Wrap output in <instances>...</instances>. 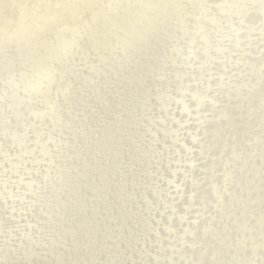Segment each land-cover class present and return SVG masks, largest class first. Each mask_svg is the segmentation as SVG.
Segmentation results:
<instances>
[{"label":"rangeland","instance_id":"rangeland-1","mask_svg":"<svg viewBox=\"0 0 264 264\" xmlns=\"http://www.w3.org/2000/svg\"><path fill=\"white\" fill-rule=\"evenodd\" d=\"M86 1L0 73V264H264V0Z\"/></svg>","mask_w":264,"mask_h":264},{"label":"bare ground","instance_id":"bare-ground-1","mask_svg":"<svg viewBox=\"0 0 264 264\" xmlns=\"http://www.w3.org/2000/svg\"><path fill=\"white\" fill-rule=\"evenodd\" d=\"M40 1H42V0H33V5H27V6H24L23 5V1L22 0H14V1H10V3H6V1L5 0H0V73L1 74H4V71H7V72H9L10 74L13 72V70L15 69V65H16V63L18 62V64H22V63H24L25 61H27V55L29 56V55H33V56H35V57H39L40 55H43V54H45L46 53V51L47 50H45V48H44V46H45V44L47 43L46 42V40H48L47 39V37H45V35H44V30H43V27H44V24H45V21H46V18L48 19V17L50 18L51 17V19L48 21L49 22V24L50 25H54V24H58V25H61V24H64L66 21H63L64 20V18H62V19H60L59 18V21L57 22V20H58V17L57 16H55V14H53V16H52V13H53V10L54 9H56V12L57 13H59L58 11L60 10H63L65 7H66V4H65V2H66V0H63V1H65V2H61V4H60V6H57V8H55L54 6H53V3L51 2V0H46L45 2H46V4H47V7H41L40 9H36L35 7V4H38L37 2H40ZM116 1V0H115ZM256 1V0H255ZM263 1V0H262ZM9 2V1H8ZM88 2L89 3H93V4H95L97 1L96 0H87L86 1V4H88ZM113 2V1H112ZM67 3V2H66ZM132 4H134V2H132ZM89 5H91V4H88V6ZM259 5H261V3L259 4ZM33 6V7H32ZM114 7H115V2H114ZM108 8V7H107ZM263 9V8H262ZM263 12V11H262ZM98 13V10L95 12V14H97ZM260 13V12H259ZM93 15H95L94 14V12L92 13ZM236 14V13H235ZM239 14V13H238ZM237 14V15H238ZM240 14H243V13H241L240 12ZM244 14H245V12H244ZM68 16H70V17H72V19L73 20H75V19H77V18H79V17H75L74 15H73V13L72 12H68V14H67ZM111 15V14H110ZM109 15V16H110ZM29 17H31L30 19L31 20H28L27 21V18L29 19ZM111 17V16H110ZM235 17V16H234ZM240 17V16H239ZM242 17H243V15H242ZM235 19H238L237 17H235ZM235 19H233L232 20V22H236L235 21ZM240 19V18H239ZM238 19V20H239ZM144 20V19H143ZM149 20H151V18H149ZM262 20H264V19H262ZM147 21V20H146ZM240 21V20H239ZM57 22V23H56ZM70 22V21H69ZM72 22V21H71ZM149 22V23H148ZM147 23L150 25V21H148ZM262 22H264V21H262ZM80 23V22H79ZM238 23V22H237ZM66 24V23H65ZM78 24V23H77ZM152 24V23H151ZM58 25H57V27H58ZM75 25V24H74ZM73 25V26H74ZM259 25H261V24H259ZM64 26V25H63ZM236 26H238V25H236ZM250 26V25H249ZM51 27V26H50ZM154 27V26H153ZM225 27V26H224ZM259 27H261V26H259ZM150 28H152L151 26H150ZM255 29V28H254ZM55 34H56V30H54L53 31ZM152 32V31H151ZM150 33V32H149ZM48 34H50V36L52 35L53 36V34H51V33H48ZM253 35V34H252ZM49 36V37H50ZM111 37V36H110ZM226 40V39H225ZM228 40V39H227ZM258 40V39H257ZM151 41V40H150ZM154 41V40H153ZM218 41V40H217ZM200 41H198L197 42V44L199 43ZM228 42V41H227ZM258 42V41H257ZM121 43V42H120ZM123 43V42H122ZM121 43V44H122ZM30 44H33V47H31L30 46ZM229 44V43H228ZM239 44V43H238ZM23 45H24V47H23ZM25 45H28V48H25ZM245 46H246V44H244ZM256 45V44H255ZM59 45H56L55 47H54V50L58 47ZM138 46V45H137ZM30 47V48H29ZM47 47V46H46ZM199 47V46H198ZM232 47V46H231ZM242 47V46H241ZM200 48V47H199ZM252 48V47H251ZM208 49V48H207ZM242 49H243V47H242ZM201 50H202V47H201ZM207 51V50H206ZM214 51V50H213ZM238 51H240V48L238 49ZM237 51V52H238ZM31 54H30V53ZM50 52V51H49ZM133 52V51H132ZM151 52V51H150ZM196 52V51H195ZM198 52V51H197ZM196 52V53H197ZM230 52H233V50L232 49H230ZM158 53V52H157ZM164 53V52H163ZM50 54V53H49ZM198 54V53H197ZM121 55V54H120ZM123 55V54H122ZM126 55V54H125ZM137 55V54H136ZM157 55V54H156ZM217 55V54H216ZM235 55H237V54H235ZM161 56V55H160ZM227 56V55H226ZM240 56V55H239ZM41 57V56H40ZM44 57V56H43ZM156 57V56H155ZM230 57V56H229ZM236 57V56H235ZM235 57H233V59L235 58ZM238 57V56H237ZM242 57V56H241ZM138 58H139V55H138ZM148 58V57H147ZM159 58V57H158ZM203 58V57H202ZM202 58H201V60H202ZM213 58V57H212ZM224 59H225V57H223ZM249 58V57H248ZM247 58V59H248ZM253 58V57H252ZM15 59H17V60H15ZM38 59V58H37ZM156 59H157V57H156ZM161 59V58H160ZM206 59V58H205ZM211 59V58H210ZM209 59V60H210ZM239 59V58H238ZM237 59V60H238ZM32 60V59H31ZM208 60V59H207ZM206 60V61H207ZM241 60V59H240ZM258 60V59H257ZM17 61V62H16ZM29 61V60H28ZM145 61V60H144ZM154 61V60H153ZM191 61V60H190ZM215 62H216V58H215V60H214ZM230 61V60H229ZM252 61H254V60H252ZM32 62H33V60H32ZM44 62V61H43ZM158 62H160V61H158ZM219 62V61H218ZM36 63V62H35ZM34 63V64H35ZM51 63V62H50ZM202 64L204 63V62H201ZM200 63V64H201ZM235 63H237V62H235ZM261 63V62H260ZM201 64V65H202ZM242 64V63H241ZM43 65V64H42ZM133 65H135V64H133ZM141 65V64H140ZM144 65V64H143ZM213 65V67L215 66L214 65V62L213 61H209V64L207 63V65H205V68H210L211 66ZM216 65H218V63L216 64ZM225 65V64H224ZM227 65V64H226ZM238 65H239V63H238ZM243 65V64H242ZM249 65V64H248ZM39 66V65H38ZM116 66V65H115ZM114 66V67H115ZM204 66V65H203ZM222 66L223 65H220V66H217V67H215L218 71H220V70H223L225 67H223L222 68ZM130 67V66H129ZM137 67V66H136ZM140 67V66H139ZM236 67H239V66H236ZM252 67V66H251ZM127 68V67H126ZM214 68V69H215ZM240 68V67H239ZM246 68V67H245ZM115 69V68H114ZM120 69V68H119ZM167 69V68H166ZM197 69H198V67H197ZM201 69H203V67L201 68ZM237 69V68H236ZM199 70H200V68H199ZM208 70V69H207ZM240 70V69H239ZM24 70H17V71H15L14 73H13V75H8L9 77H11L12 79H10V86H12L14 83H15V80H14V78L16 77V78H20V79H26V74H24L23 75V72ZM120 71H121V69H120ZM185 71V70H184ZM217 71V72H218ZM230 71H231V69H230ZM233 71V70H232ZM37 69H35V67H34V70H32L31 71V73H32V78H33V76L34 75H36L37 76ZM196 72V71H195ZM207 72V71H206ZM205 72V73H206ZM212 72V71H211ZM216 72V73H217ZM241 72V71H240ZM20 73H21V75H20ZM194 73V72H193ZM192 73V74H193ZM208 73V72H207ZM214 73V72H213ZM216 73H215V75H216ZM222 73H226V71H224V72H222ZM228 74L230 73V72H227ZM233 73V72H232ZM16 74H18V75H20V76H15ZM180 74V73H179ZM195 74H197V73H195ZM201 74H203V72L201 73ZM220 74V73H219ZM248 74V73H247ZM173 75V74H172ZM171 75V76H172ZM194 75V74H193ZM215 75H214V77H215ZM218 75V74H217ZM226 75V74H225ZM195 76V75H194ZM207 76H208V74H207ZM210 76H211V74H210ZM228 76V75H227ZM249 76V75H248ZM253 76V75H252ZM5 77H7V76H5ZM169 77V76H168ZM174 77V76H173ZM196 77V76H195ZM195 77H194V80H195ZM198 77V76H197ZM212 78H213V76H211ZM218 77H219V75H218ZM232 77V76H231ZM200 78V77H199ZM207 78V77H206ZM197 79V78H196ZM223 79V78H222ZM262 79V78H261ZM176 80V79H175ZM202 80V79H201ZM207 80V79H206ZM55 81V80H54ZM155 81V80H154ZM196 81V80H195ZM241 81H243V80H241ZM169 82V81H168ZM172 82H173V80H172ZM178 82V81H177ZM202 82H203V80H202ZM212 82V81H211ZM216 82H218V81H216ZM29 83V82H28ZM209 83H210V81H209ZM239 83H240V81H239ZM256 83V82H255ZM190 84H193V83H190ZM257 84H258V82H257ZM172 85H174V84H172ZM209 85H211V84H209ZM199 86V85H198ZM201 86V85H200ZM219 86V85H218ZM263 86V85H262ZM54 87V86H53ZM169 87H170V84H169ZM172 87V86H171ZM191 87V86H190ZM206 87V86H205ZM209 87V86H208ZM219 87H222L221 88V90H220V92L221 91H227V89H226V85L225 84H222L221 86H219ZM218 88V87H217ZM216 88V89H217ZM254 88V87H253ZM260 88V87H259ZM201 89V88H200ZM199 89V90H200ZM206 89V88H205ZM211 89V88H210ZM215 89V88H214ZM233 89V88H232ZM207 90H208V88H207ZM244 90H246L245 88H244ZM183 91V90H182ZM185 91V90H184ZM194 91V90H193ZM218 91V90H217ZM233 91H235V89L233 90ZM232 91V92H233ZM201 92V91H200ZM203 92V91H202ZM206 92V91H205ZM219 92V93H220ZM229 92V91H228ZM264 92V91H263ZM214 93V92H213ZM229 93H231V91L229 92ZM59 94V93H58ZM209 94V93H208ZM207 94V95H208ZM211 94V93H210ZM209 94V95H210ZM225 94V93H224ZM234 94V93H233ZM202 95V94H201ZM217 95V94H216ZM222 95V94H221ZM243 95V94H242ZM260 95H262L261 93H260ZM31 96V95H30ZM218 96H219V94H218ZM217 96V97H218ZM203 97V96H202ZM201 97V98H202ZM206 97V96H205ZM212 97V96H211ZM221 97V96H220ZM234 97V96H233ZM200 98V99H201ZM212 98H214V96L212 97ZM205 99V98H204ZM221 99V98H220ZM215 100H216V96H215ZM218 100V99H217ZM229 100V99H228ZM6 101V100H5ZM26 101V100H25ZM206 101H207V99H206ZM219 101V100H218ZM35 102V101H34ZM229 102H231V100L229 101ZM240 102V101H239ZM45 103V102H44ZM224 103V102H223ZM7 104V103H6ZM207 104V103H206ZM231 104V103H230ZM232 104H234L233 102H232ZM30 105V104H29ZM211 105H212V103H211ZM223 105V104H222ZM228 105V104H227ZM13 106H17V104H14ZM12 106V107H13ZM32 106V105H31ZM54 106V105H53ZM217 106V105H216ZM34 107V106H33ZM233 107V106H232ZM38 107H36V109H37ZM65 108V107H64ZM212 108V107H211ZM217 107H215L214 109H216ZM22 109V108H21ZM201 110H204V109H202V108H200ZM23 110V109H22ZM31 110V109H30ZM224 110V109H223ZM230 110V109H229ZM228 110V113H230V111ZM245 110V109H244ZM210 111V110H209ZM212 111V110H211ZM215 111V114L217 113L216 112V110H214ZM227 111V110H226ZM201 112V111H200ZM203 112V111H202ZM204 112H207V111H204ZM62 113H63V111H62ZM201 114V113H200ZM211 114V113H210ZM215 114H213V115H215ZM222 114V113H221ZM231 114V113H230ZM22 116H24L23 114H22ZM30 116V115H29ZM28 116V117H29ZM202 116V115H201ZM201 116H200V118H201ZM40 117V116H39ZM213 117V116H212ZM227 117V116H226ZM43 118V117H42ZM211 118V117H210ZM218 118V117H217ZM223 118V117H222ZM195 119V118H194ZM202 119H203V117H202ZM220 119H221V117H220ZM258 119V118H257ZM19 120V119H18ZM73 120V119H72ZM210 120H212V118L210 119ZM209 120V121H210ZM223 120V119H222ZM92 121V120H91ZM214 121V120H213ZM212 121V122H213ZM10 122V121H9ZM51 122V121H50ZM197 122V121H196ZM1 123V122H0ZM20 123V122H19ZM27 123V122H26ZM74 123V122H73ZM205 123V122H204ZM215 123V122H214ZM220 123V122H219ZM261 124V123H260ZM263 124V123H262ZM17 125V124H16ZM28 125V124H27ZM30 125V124H29ZM69 125V124H68ZM196 125H198V123H196ZM200 125V124H199ZM216 125V124H215ZM226 125V124H225ZM257 125V124H256ZM203 126V125H202ZM217 126H219V125H217ZM222 126V125H221ZM29 127V126H28ZM70 127H72V126H70ZM233 127V126H232ZM255 127V126H254ZM261 128V127H260ZM263 128V127H262ZM261 128V129H262ZM8 129H10V128H8ZM259 129V128H258ZM5 130V129H4ZM12 130V129H11ZM22 130H23V128H22ZM231 130H232V128H231ZM96 131V130H95ZM94 131V133H96ZM223 131V130H222ZM227 131V130H226ZM6 132V131H5ZM9 132V131H8ZM253 132V131H252ZM261 132V131H260ZM17 133V132H16ZM41 133V132H40ZM205 133V132H204ZM256 133V132H255ZM262 133V132H261ZM9 134V133H8ZM171 134V133H170ZM216 134V133H215ZM87 135V134H86ZM85 135V136H86ZM14 136V135H13ZM90 136H91V134H90ZM98 136H99V138L97 139L99 142H102V144H103V146H105V144H106V142L104 143V141L102 140V138L103 137H101V135H99L98 134ZM261 136V135H260ZM11 137V136H10ZM94 136L92 135V138H93ZM230 137V136H229ZM259 137V136H258ZM258 137H256V138H258ZM79 138H81V137H78L77 138V140L76 141H79L80 139ZM86 138V137H85ZM91 138V137H90ZM95 138V137H94ZM253 138V137H252ZM251 138V139H252ZM14 139V138H13ZM15 140V139H14ZM21 140V139H20ZM33 140V139H32ZM37 140H38V138H37ZM36 140V141H37ZM86 140V139H85ZM94 140V139H93ZM262 140V138L259 140V142ZM264 140V139H263ZM16 141V140H15ZM83 141V140H82ZM81 141V142H82ZM91 142H92V140H91ZM17 143V142H16ZM80 143V142H79ZM262 143V142H261ZM19 144V143H18ZM75 144V143H74ZM83 144V143H82ZM84 144H87V143H84ZM90 144V143H89ZM62 145V144H61ZM69 145V144H68ZM97 145H99L98 143H97ZM251 145V144H250ZM257 145V144H256ZM259 145V144H258ZM257 145V146H258ZM261 145V144H260ZM264 145V144H263ZM262 145V146H263ZM73 146L74 145H72V148H73ZM76 146V145H75ZM85 146V145H84ZM86 146H89V145H86ZM92 146H93V144H92ZM253 146H255V143L253 144ZM257 146H255V147H257ZM261 146V147H262ZM71 147V146H70ZM69 147V148H70ZM77 147V146H76ZM98 147H101V146H98ZM97 147V148H98ZM67 148V147H66ZM88 148V147H87ZM90 148V147H89ZM89 148L88 149H86V151H88L89 150ZM2 149V148H1ZM61 149V148H60ZM65 149V148H64ZM256 149V148H255ZM262 149V148H261ZM63 150V149H62ZM69 150V149H68ZM91 150H92V148H91ZM97 150H99V149H97ZM254 150V149H253ZM253 150H252V152H253ZM1 151V150H0ZM248 151H249V149H248ZM247 151V152H248ZM255 151V150H254ZM257 151H259V150H257ZM68 152V151H67ZM96 152V151H95ZM94 152V153H95ZM246 151H244V154L245 155H247L246 153H245ZM69 153V152H68ZM73 153V152H72ZM92 153V152H91ZM96 153H98V152H96ZM20 154V153H19ZM90 154V153H89ZM255 154V153H254ZM5 155V154H4ZM67 155V154H66ZM114 155V154H113ZM242 155H243V151H242ZM7 156V155H6ZM72 156H73V154H72ZM93 156H95V155H93ZM96 156H98L97 154H96ZM91 157V156H90ZM6 158V157H5ZM15 158V157H14ZM95 158V157H94ZM36 159V158H35ZM100 159V158H99ZM103 159V158H102ZM101 159V160H102ZM249 159H252V158H249ZM38 160V159H37ZM253 160V159H252ZM39 161V160H38ZM41 161V160H40ZM106 163H107V161H105ZM109 162V161H108ZM111 162V161H110ZM249 162V161H248ZM248 162H246V163H248ZM39 163V162H38ZM203 163V162H202ZM21 165V164H20ZM95 165V164H94ZM109 165V164H108ZM246 165H248V166H250V164L248 163V164H246ZM17 166V165H16ZM101 166V165H100ZM205 166V165H204ZM99 167V166H98ZM108 167V166H107ZM91 168V167H90ZM102 168H104V167H102ZM109 168V167H108ZM112 168V167H111ZM246 169H247V167H246ZM249 169V168H248ZM253 169V168H252ZM29 170V169H28ZM245 170V169H244ZM95 171V170H94ZM106 171H107V169H106ZM109 171V170H108ZM111 171V170H110ZM246 171V170H245ZM244 171V172H245ZM248 171V170H247ZM96 172V171H95ZM103 172V171H102ZM105 172V171H104ZM243 172V173H244ZM11 173V172H10ZM19 173V172H18ZM89 173H91V172H89ZM88 173V174H89ZM94 173V172H93ZM243 173H242V175H243ZM246 173V172H245ZM92 174V173H91ZM103 174H105V173H103ZM241 173H239V176H241L240 175ZM100 175V174H99ZM10 176V175H9ZM22 176V175H21ZM91 176V175H90ZM106 176V175H105ZM242 177H246V175L245 176H242ZM232 178H234V177H232ZM237 178V177H236ZM240 179H242L241 177H239ZM257 179H255V181H256ZM45 181V180H44ZM241 181H244V180H241ZM4 183V182H3ZM99 183V182H98ZM243 183V182H242ZM246 183H248V182H246ZM242 185V184H241ZM243 185H244V183H243ZM255 185V184H254ZM42 186V185H41ZM250 187H253V186H250ZM249 187V188H250ZM243 188V187H242ZM3 189V188H2ZM244 189V188H243ZM4 190V189H3ZM40 190V189H39ZM44 190V189H43ZM245 190H246V187H245ZM42 191V190H41ZM7 192H8V190H7ZM33 192H34V190H33ZM25 194V193H24ZM13 195V194H12ZM39 196H43V195H39ZM236 196V195H235ZM235 196H234V199H235ZM1 197V196H0ZM25 197V196H24ZM7 200V199H6ZM44 200V199H43ZM238 202V201H237ZM236 202V203H237ZM239 202H241V200L239 201ZM40 203V202H39ZM244 203H246V202H244ZM43 204H44V202H43ZM241 204V203H240ZM35 205H36V203H35ZM228 205V204H227ZM229 206V205H228ZM227 206V207H228ZM237 206V205H236ZM248 206V205H247ZM247 206L245 205V208H247ZM241 208H242V206H240ZM4 208V207H3ZM10 208V207H9ZM5 209V208H4ZM228 209V208H227ZM243 209V208H242ZM12 210V209H11ZM20 210V209H19ZM228 213H231V212H229L228 211ZM8 215V214H7ZM4 222V221H3ZM19 223V222H18ZM63 226V225H62ZM3 228V227H2ZM20 229V228H19ZM59 230V229H58ZM61 231H62V229H60ZM60 230H59V232L58 233H60ZM55 231V230H54ZM57 234V233H56ZM240 235V234H239ZM58 236H60V234L58 235ZM60 237H58V239H59ZM259 239V238H258ZM13 240V239H12ZM54 240H56L55 238H54ZM52 241H53V239H52ZM61 241V240H60ZM263 241V240H262ZM241 242V241H240ZM1 243H2V241H1ZM51 243H53V242H51ZM58 243V242H57ZM3 244V243H2ZM2 244H0V248H1V245ZM60 244V243H59ZM11 245V244H10ZM53 245V244H52ZM60 246V245H59ZM230 246V245H229ZM4 247V246H3ZM8 248V247H7ZM258 248V247H257ZM16 250V249H15ZM20 250V249H19ZM18 251V250H17ZM15 253V252H14ZM17 253V252H16ZM62 254V253H61ZM60 254V255H61ZM14 255V254H13ZM30 255V254H29ZM28 255V256H29ZM60 255H59V257H60ZM31 256V255H30ZM246 256V255H245ZM12 257V256H11ZM57 257V256H56ZM1 258V257H0ZM2 259V258H1ZM0 259V260H1ZM57 259V258H56ZM10 260V259H9ZM11 260H13V259H11ZM58 260V259H57ZM56 260V261H57ZM246 260H247V258H246ZM59 261V260H58ZM3 264H10V262H6V263H3ZM59 264V263H58Z\"/></svg>","mask_w":264,"mask_h":264}]
</instances>
